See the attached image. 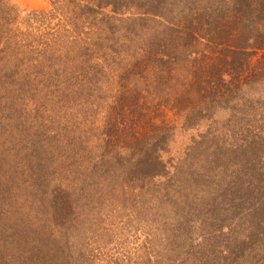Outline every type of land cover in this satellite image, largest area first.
I'll list each match as a JSON object with an SVG mask.
<instances>
[{"label":"trees","instance_id":"obj_1","mask_svg":"<svg viewBox=\"0 0 264 264\" xmlns=\"http://www.w3.org/2000/svg\"><path fill=\"white\" fill-rule=\"evenodd\" d=\"M49 1L0 0V264H264V0Z\"/></svg>","mask_w":264,"mask_h":264},{"label":"rangeland","instance_id":"obj_2","mask_svg":"<svg viewBox=\"0 0 264 264\" xmlns=\"http://www.w3.org/2000/svg\"><path fill=\"white\" fill-rule=\"evenodd\" d=\"M13 2L18 5V7L25 12L31 10H41L50 8L51 3L49 0H13ZM76 110H80L79 107L71 108L70 118L76 119V121H81L80 115L77 114ZM81 130L83 129V125L80 126ZM85 130V129H83ZM197 133L194 131H184L181 129L179 125L177 137L175 143L172 147V152L167 155L168 158H174L176 160L183 158L187 148L190 146L192 142V138L196 136ZM108 216V214H106Z\"/></svg>","mask_w":264,"mask_h":264}]
</instances>
